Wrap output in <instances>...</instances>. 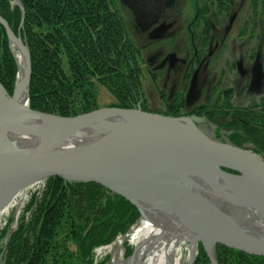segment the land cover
Listing matches in <instances>:
<instances>
[{
    "label": "water",
    "instance_id": "obj_1",
    "mask_svg": "<svg viewBox=\"0 0 264 264\" xmlns=\"http://www.w3.org/2000/svg\"><path fill=\"white\" fill-rule=\"evenodd\" d=\"M12 2L23 13L20 1ZM0 24L22 60L17 63V76L22 77H16L12 95L0 83V208L39 179L95 182L137 209L138 198L155 199L195 233L210 264H217V244L264 256L263 238L247 234L227 214L191 192L195 181L215 177L230 185L231 201L264 218V157L250 146L209 137L199 127L210 123L204 115H165L143 110L139 103L134 108L101 106L69 116L30 108L28 47L1 15ZM20 88L26 91L25 102L17 99ZM30 130L43 137L33 144L13 141L6 146ZM193 258L188 264H194L196 255Z\"/></svg>",
    "mask_w": 264,
    "mask_h": 264
},
{
    "label": "trees",
    "instance_id": "obj_2",
    "mask_svg": "<svg viewBox=\"0 0 264 264\" xmlns=\"http://www.w3.org/2000/svg\"><path fill=\"white\" fill-rule=\"evenodd\" d=\"M19 1L23 13L11 0H0V15L29 50L30 108L64 116L91 111L99 107L95 84L113 95L111 106L132 108L138 102L142 95L141 53L115 0ZM215 1L222 4V0ZM261 2L264 13V0ZM203 6L206 4L200 6L196 20L203 22L207 42L210 28ZM252 21L256 23L255 11ZM246 30L241 31L242 36ZM253 35L251 32L250 37ZM17 70V58L0 24V83L10 95ZM224 95V104L230 106V90ZM243 119L227 134L229 142L240 147L250 143L255 153L264 156V115L255 112ZM46 181L40 200L32 199L26 207L35 203L30 218L22 219L11 232L1 264H107V257L93 262L92 249L125 234L139 217L136 206L95 182L54 176ZM69 242L76 244L75 250L69 248ZM198 247L194 264H210L200 243ZM131 253L129 248L125 255ZM215 257L218 264H264L263 255H248L220 244Z\"/></svg>",
    "mask_w": 264,
    "mask_h": 264
},
{
    "label": "flooded vegetation",
    "instance_id": "obj_3",
    "mask_svg": "<svg viewBox=\"0 0 264 264\" xmlns=\"http://www.w3.org/2000/svg\"><path fill=\"white\" fill-rule=\"evenodd\" d=\"M176 1L141 0L139 8L133 10L126 5L129 0H120L119 7L127 31L140 50L147 75L153 83L157 81L156 85L163 90L167 109L172 111L179 99L180 112L208 116L216 124L215 130L221 132L225 128L228 134L234 131L239 121H244L243 117L254 115L255 112L264 115V39L261 37L264 34V13L261 0L257 4L253 0H222V4L218 5L215 0H204L199 5L195 4L198 10L206 4L203 6L207 11L204 18L210 28L207 42L203 39V22L196 20L198 10L183 18L185 6ZM234 4L246 11L236 31L224 28V23L227 24L232 15ZM211 6L215 9L216 17L221 18H217L221 25L219 28L207 17L211 13ZM254 11L255 24L252 21ZM125 12L129 16V26ZM194 24H200V32L196 34L191 29ZM247 25H250L249 32L247 29V34L242 36L241 31L248 28ZM218 29L220 31L217 34ZM251 32L255 34L253 38L250 37ZM230 35L247 44L240 62L232 57L226 58L230 50L227 41ZM213 49L219 51L214 53ZM210 55L211 58L225 61L226 67L218 70L209 65L208 70L204 69L208 76L203 83H199L198 71L205 66ZM147 59L151 61L150 64ZM230 62L233 67H229ZM245 64L253 66L252 69L244 68ZM155 73L158 74L156 81L152 79ZM170 79L171 83L166 84ZM228 90L230 106L223 102L224 92ZM213 94L216 95L212 99ZM220 118L227 120L221 121Z\"/></svg>",
    "mask_w": 264,
    "mask_h": 264
},
{
    "label": "bare ground",
    "instance_id": "obj_4",
    "mask_svg": "<svg viewBox=\"0 0 264 264\" xmlns=\"http://www.w3.org/2000/svg\"><path fill=\"white\" fill-rule=\"evenodd\" d=\"M12 47L15 48L13 45ZM15 49L17 63L21 65L22 60L17 48ZM17 77L20 79L22 75L18 74ZM17 95L18 101H26L24 88L18 89ZM31 131L21 133L8 141L6 146L13 141L16 145L17 141L26 145L33 144L43 137L41 134L33 135ZM37 131L38 128L35 129V133ZM0 146L3 147L2 144ZM197 182L193 183L191 191L197 198L216 206L222 213L227 214L235 223H238L247 234L264 239L262 236L264 235V218L248 212L231 201L227 197L230 185L224 184L215 177ZM24 188L14 193L8 202L0 208V220L8 214V210L15 206L19 207L23 203L25 194H27ZM136 205L138 206V219L116 244L107 248L113 253L123 241L127 240L132 244L133 252L126 260L120 259L119 253L113 255L111 264H125V261L126 264H188L195 255L197 256L198 244H201V241L197 239L188 225L182 223L174 215H170L164 206L155 199L138 198Z\"/></svg>",
    "mask_w": 264,
    "mask_h": 264
},
{
    "label": "rangeland",
    "instance_id": "obj_5",
    "mask_svg": "<svg viewBox=\"0 0 264 264\" xmlns=\"http://www.w3.org/2000/svg\"><path fill=\"white\" fill-rule=\"evenodd\" d=\"M115 1H116V4H117V7L119 9V7L121 6V2H120V0H115ZM140 1L141 0H137V3L140 4ZM145 1H148V0H145ZM203 1L204 0H193L192 2H190L188 0V3H187V0H177L176 3L177 4H181V5L183 4L185 6L184 9H183V13H184V17L183 18H185V17H188V15L191 14V13L195 14L196 9L198 10V8L195 6V4L199 5ZM245 14H246V11H243L242 8H240V5L234 4L232 15L230 16V19L228 20V23L227 24L224 23V25H225L224 28H226L228 30L236 31L238 29V26H239L240 22H241L242 15H245ZM207 17L214 22V25H216L217 28L221 27V25L219 24L218 19H217V18H219V19H221V18L220 17H216L215 9H214L213 6H211V13L209 15H207ZM125 19L128 22V26H129L130 20H129V16H128V14H126V12H125ZM247 27H248L247 29H248V32H249L250 25L249 26L247 25ZM191 29H193L195 34L200 32V24L199 25L198 24H194ZM215 31H216V28H215ZM219 31L220 30L218 29L217 34L219 33ZM16 35H18V34H16ZM253 36H255V34ZM19 37H21V36H19ZM244 37H246V36H244ZM261 37H262V39H264V34L263 33H262ZM262 39L260 40L259 45L261 44ZM227 41L229 43L228 48L230 50L226 54V58L229 59L230 57H232L233 60H235L236 62H240L241 61L240 60L241 57H243L245 51L247 50V48H246L247 44L245 42H243V41H240V42L237 41L236 39H234L232 37V35H230L228 37ZM8 43H9V40H8ZM10 48H12V50L14 52V55H15L16 54V49L13 48V47H10ZM213 50H214L213 51L214 53L219 51L218 49L217 50L213 49ZM15 58H16V56H15ZM146 61H148L149 64L151 62L148 59ZM232 64H233L232 62L228 63L229 67H233ZM239 64L241 65L242 63H239ZM209 65H211V66L215 67L216 69L220 70L221 67H223V68L226 67V62L225 61L222 62V60L218 59L217 57L216 58H213V57L211 58V55H210L208 57V59L206 60L205 66L202 67L198 71L199 72L198 73V82L199 83H203L205 78L208 76V74L205 72V70H208ZM179 66L180 65H178V67ZM252 67L253 66L248 65V64L244 65V68L252 69ZM17 72H18V70H17ZM157 76H158V74L155 73V75L152 77V79L153 80L155 79V81H156ZM16 77H17V74H16ZM15 82H16V78H15ZM156 82L153 83V81L151 80L150 76L147 75L145 65L143 64L141 76H140V79H139V83L142 86V88H141L142 95L139 96L140 98L138 99V102L134 103V106L132 108H134L137 103H139L140 107H142V103L141 102L144 101L145 107L148 108V109H145V110L155 111V112L157 111V112L163 113L165 115L169 114V115H172V116H175L173 114H178V115L194 114L193 112H190L189 114L180 112L182 110V108L179 107V103H180L179 99L173 105L174 106L173 110L169 111L167 109V106L165 105L164 100H163V90H162L161 87H159V85H156ZM170 83H171V79L168 80V82H166V84H170ZM14 85H15V83H14ZM13 88H14V86H13ZM94 88H95V93H96V98H97V104H98L99 107H101V106H111L110 104H112V102H115V98L106 89V87H104L102 85L95 84ZM215 95L216 94H213L212 99L215 98ZM159 96H160L161 99L159 98ZM225 99L226 98H225V95H224V100ZM224 100H223V102H224ZM142 109H143V107H142ZM196 116H198V115H196ZM220 119H221V121L227 120V118H220ZM199 127L209 137H215V138H217V139H219L221 141L228 140V136H227L228 129L222 128L221 132H219V131L215 130L216 124L213 123L212 121H210L209 124H200ZM245 145L252 147L253 150H254V146H252L250 143H245ZM259 155L261 157H264L261 154H259ZM46 179L41 184L39 183L38 187L30 188L27 191V195L24 198L23 203L19 207L15 206L14 208H11L10 210H8L9 211L8 214L6 216H4L3 219L0 220V264L2 263L3 254L5 252V249H6L7 245H8L7 242H8V239H9V236H10L11 232L19 227L20 221L22 219L24 221H27L30 218L31 213L33 211L32 209H33V206L35 205V203L31 204L29 209H26V207L29 205V203L32 201V199L40 200V197H41L42 193L46 189L45 188L46 182H47ZM137 211H138V209H137ZM123 235L120 234V235L116 236V238H114L115 239L114 241H112L110 243H107L106 245H97V247H94L92 249V251H93V256H92L93 257V262L97 263V261H101V260H103L104 258L107 257L108 258L107 264H111V262H112L111 259L113 258V255H116L118 253H119L120 259L126 260V258H128L130 256V255L129 256L125 255L127 249L130 248L131 251L133 252V249H132L133 246L127 240L123 241V243L117 249H115V251L113 253L110 252L109 250H107L108 246H110V245L113 246L114 244H116L118 242L119 238H121ZM75 247H76L75 243L69 242V248L71 250H75ZM216 260H217V258H216ZM209 263H210V261H209ZM125 264H126V261H125ZM217 264H218V262H217Z\"/></svg>",
    "mask_w": 264,
    "mask_h": 264
},
{
    "label": "built area",
    "instance_id": "obj_6",
    "mask_svg": "<svg viewBox=\"0 0 264 264\" xmlns=\"http://www.w3.org/2000/svg\"><path fill=\"white\" fill-rule=\"evenodd\" d=\"M45 179H39V180H36L32 183H30L27 187H25L24 189L25 190V193L30 189V188H35V187H38L39 183L41 184ZM27 194H25V197H26Z\"/></svg>",
    "mask_w": 264,
    "mask_h": 264
},
{
    "label": "crops",
    "instance_id": "obj_7",
    "mask_svg": "<svg viewBox=\"0 0 264 264\" xmlns=\"http://www.w3.org/2000/svg\"><path fill=\"white\" fill-rule=\"evenodd\" d=\"M126 5L133 10H136L137 8H139V3H137V0H129L128 4Z\"/></svg>",
    "mask_w": 264,
    "mask_h": 264
}]
</instances>
